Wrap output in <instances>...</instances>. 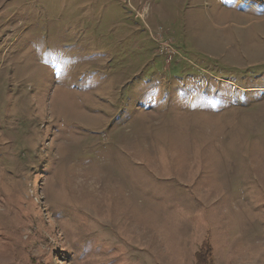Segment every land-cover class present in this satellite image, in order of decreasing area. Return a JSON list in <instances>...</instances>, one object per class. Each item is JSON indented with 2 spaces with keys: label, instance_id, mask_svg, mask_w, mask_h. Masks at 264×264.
I'll return each mask as SVG.
<instances>
[{
  "label": "rangeland",
  "instance_id": "rangeland-1",
  "mask_svg": "<svg viewBox=\"0 0 264 264\" xmlns=\"http://www.w3.org/2000/svg\"><path fill=\"white\" fill-rule=\"evenodd\" d=\"M206 247L264 264V0H0V264Z\"/></svg>",
  "mask_w": 264,
  "mask_h": 264
},
{
  "label": "trees",
  "instance_id": "trees-1",
  "mask_svg": "<svg viewBox=\"0 0 264 264\" xmlns=\"http://www.w3.org/2000/svg\"><path fill=\"white\" fill-rule=\"evenodd\" d=\"M211 257V250L209 248H202L196 253V264H213Z\"/></svg>",
  "mask_w": 264,
  "mask_h": 264
},
{
  "label": "bare ground",
  "instance_id": "bare-ground-1",
  "mask_svg": "<svg viewBox=\"0 0 264 264\" xmlns=\"http://www.w3.org/2000/svg\"><path fill=\"white\" fill-rule=\"evenodd\" d=\"M64 93V92H63ZM64 113V112H63ZM69 117V116H68ZM68 119V118H67ZM66 120V119H65Z\"/></svg>",
  "mask_w": 264,
  "mask_h": 264
}]
</instances>
